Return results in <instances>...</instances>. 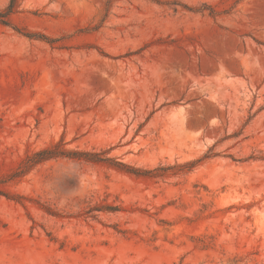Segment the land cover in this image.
Instances as JSON below:
<instances>
[{
    "label": "rangeland",
    "instance_id": "obj_1",
    "mask_svg": "<svg viewBox=\"0 0 264 264\" xmlns=\"http://www.w3.org/2000/svg\"><path fill=\"white\" fill-rule=\"evenodd\" d=\"M8 19L0 264H264V0H18ZM56 143L96 156L31 162Z\"/></svg>",
    "mask_w": 264,
    "mask_h": 264
},
{
    "label": "trees",
    "instance_id": "obj_2",
    "mask_svg": "<svg viewBox=\"0 0 264 264\" xmlns=\"http://www.w3.org/2000/svg\"><path fill=\"white\" fill-rule=\"evenodd\" d=\"M18 6V0H9V3L7 7L5 8L4 12L0 13V24L2 25H8L9 24V19L8 17L13 14L16 11V8ZM27 37L33 38L37 37L38 39H41L43 41H49L45 36H37L36 34H27ZM96 156L95 154L91 153H82V152H66L63 151L59 148V143H56L54 145H51L49 147L43 148L41 150H38L34 154L31 155V162L34 164L45 162L48 160L56 159V158H69V159H80L81 157H92ZM109 161L108 159L106 160H101V162H107ZM117 165V166H116ZM113 165L117 169L123 170L132 173L134 175H143L140 174L139 171L133 170L132 168H127V166L122 165V164H116ZM116 208H107V211L113 212L116 211Z\"/></svg>",
    "mask_w": 264,
    "mask_h": 264
}]
</instances>
